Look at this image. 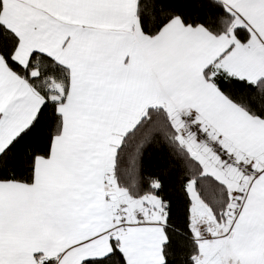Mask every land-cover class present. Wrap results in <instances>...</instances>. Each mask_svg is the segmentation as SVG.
Instances as JSON below:
<instances>
[{
  "label": "snow or ice",
  "instance_id": "obj_1",
  "mask_svg": "<svg viewBox=\"0 0 264 264\" xmlns=\"http://www.w3.org/2000/svg\"><path fill=\"white\" fill-rule=\"evenodd\" d=\"M0 264H264V0H0Z\"/></svg>",
  "mask_w": 264,
  "mask_h": 264
}]
</instances>
